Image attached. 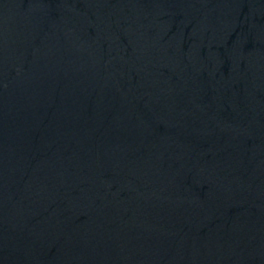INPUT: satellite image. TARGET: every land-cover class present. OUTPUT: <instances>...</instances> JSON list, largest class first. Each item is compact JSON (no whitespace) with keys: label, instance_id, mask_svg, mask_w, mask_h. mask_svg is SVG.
I'll use <instances>...</instances> for the list:
<instances>
[{"label":"water","instance_id":"obj_1","mask_svg":"<svg viewBox=\"0 0 264 264\" xmlns=\"http://www.w3.org/2000/svg\"><path fill=\"white\" fill-rule=\"evenodd\" d=\"M0 264H264V0H0Z\"/></svg>","mask_w":264,"mask_h":264}]
</instances>
